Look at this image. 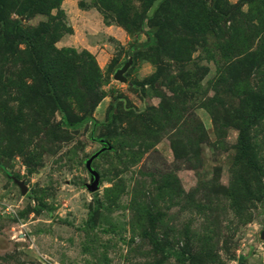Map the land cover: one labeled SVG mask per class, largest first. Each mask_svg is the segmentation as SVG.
I'll return each mask as SVG.
<instances>
[{"label": "rangeland", "instance_id": "1", "mask_svg": "<svg viewBox=\"0 0 264 264\" xmlns=\"http://www.w3.org/2000/svg\"><path fill=\"white\" fill-rule=\"evenodd\" d=\"M0 264H264V0H0Z\"/></svg>", "mask_w": 264, "mask_h": 264}, {"label": "water", "instance_id": "2", "mask_svg": "<svg viewBox=\"0 0 264 264\" xmlns=\"http://www.w3.org/2000/svg\"><path fill=\"white\" fill-rule=\"evenodd\" d=\"M130 63H131L130 61L125 62V64H123V66L115 72L114 78L122 80V81H126L125 76H123V72L130 65ZM100 143L102 144V146L98 150H96L93 154H91L84 162L85 168H86L87 172L89 173V175L91 177V181L85 183V187H86V189L89 192L96 191L99 188V185H100L99 173L92 166V162L102 152H104L106 150H109L111 148V146L108 145L104 140H100ZM14 182L19 186L22 194H25L27 192V187H26V185L24 184L23 181L14 178Z\"/></svg>", "mask_w": 264, "mask_h": 264}, {"label": "trees", "instance_id": "3", "mask_svg": "<svg viewBox=\"0 0 264 264\" xmlns=\"http://www.w3.org/2000/svg\"><path fill=\"white\" fill-rule=\"evenodd\" d=\"M64 123L65 125L69 126V127H72V128H75V127H79L81 126L82 124L84 123H91V125L94 127V126H97L99 124L98 120L95 119L93 116L91 115H88L86 117H81L79 119H76L74 121L72 120H68V119H65L64 120ZM110 150V149H109ZM107 151V150H106ZM105 152V151H104ZM103 153V152H102ZM101 153V154H102ZM100 154V155H101ZM241 260L243 259V257L240 258Z\"/></svg>", "mask_w": 264, "mask_h": 264}]
</instances>
